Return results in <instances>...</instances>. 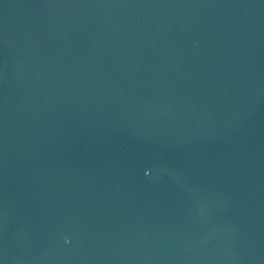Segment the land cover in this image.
Listing matches in <instances>:
<instances>
[{"label": "water", "instance_id": "water-1", "mask_svg": "<svg viewBox=\"0 0 264 264\" xmlns=\"http://www.w3.org/2000/svg\"><path fill=\"white\" fill-rule=\"evenodd\" d=\"M0 264H264V0H0Z\"/></svg>", "mask_w": 264, "mask_h": 264}]
</instances>
